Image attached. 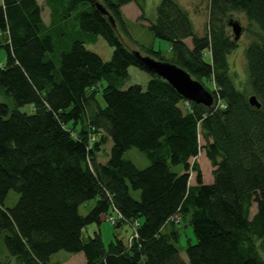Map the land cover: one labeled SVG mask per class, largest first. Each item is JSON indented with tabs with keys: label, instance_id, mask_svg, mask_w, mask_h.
<instances>
[{
	"label": "trees",
	"instance_id": "1",
	"mask_svg": "<svg viewBox=\"0 0 264 264\" xmlns=\"http://www.w3.org/2000/svg\"><path fill=\"white\" fill-rule=\"evenodd\" d=\"M42 1L47 25L36 0L0 2V88L13 105L0 103V240L8 255L19 264H57L49 259L59 250L82 253L85 264H264V0H208L203 35L175 0L157 3L148 30L167 41V61L203 86L202 80L213 83L208 107L186 102L123 43L120 7L135 2L142 10L144 0ZM229 12L257 27L244 50L249 95L228 73ZM96 36L111 48L108 60L85 47ZM144 54L165 60L159 51ZM130 66L147 73L144 86L122 88ZM24 105L32 112L18 110ZM198 132L213 167L210 183L201 181L196 163L188 164L199 151ZM107 140L100 163L96 154ZM131 147L146 166L122 157ZM176 165L180 172L171 169ZM10 190L17 199L6 208ZM91 199L80 215L78 207ZM109 210L116 228L137 223L129 242L115 237L104 246L99 230L83 236ZM186 224L195 241L182 247L177 229Z\"/></svg>",
	"mask_w": 264,
	"mask_h": 264
},
{
	"label": "rangeland",
	"instance_id": "2",
	"mask_svg": "<svg viewBox=\"0 0 264 264\" xmlns=\"http://www.w3.org/2000/svg\"><path fill=\"white\" fill-rule=\"evenodd\" d=\"M41 5L43 19H47V10L43 5L42 0H37ZM160 0H144L142 5V10L139 9L138 5L135 2H130V4L120 7L122 12V19L124 21V29L117 27V32L121 37L123 43L130 49H137L144 54L146 49H152L154 51H159L163 61L170 59L172 53L169 49L167 41L155 38L151 32L148 30V24L153 22L155 19V8L157 3ZM187 13L192 25L195 34L203 35L205 32V24L207 18V8L208 0H175ZM225 25L227 32L233 39V33L229 25L230 22H236L240 26V33L236 40L234 41L233 48L226 55V62L228 66V73L233 82L234 87L237 90L244 92L245 94H250L249 84L247 80L246 72V61L244 56V50L246 46L253 39V35L257 33V27L254 24L248 23L245 16L239 12H229L225 17ZM2 39V38H1ZM1 41V40H0ZM3 41V40H2ZM187 46H190V39L187 38L184 40ZM85 47L98 54L102 60H108L111 54V48L105 43V41L100 36H96L94 40L90 43H85ZM5 52L3 48L0 47V65L4 62ZM128 78L124 81L122 88L127 87L130 84H140L144 86L149 76L146 72L139 70L136 67L130 66L128 68ZM204 86L208 91H212L213 83L210 80H202ZM104 84V82H102ZM101 86H98V92L96 97L101 100ZM0 103L5 104L8 108H12V100L10 96L4 94L0 88ZM19 111L26 113H31L33 108L31 105H24L18 108ZM198 144L199 151L194 158L188 160L189 166L193 163H196L200 175L201 181L203 183H210L212 181V170L210 162L207 160L205 151H204V139L201 134L198 132ZM110 147V142L107 140L104 145L101 146L100 150L96 154V160L100 163L105 162L106 153ZM124 159L130 160L137 168H143L148 164V161L144 154L138 149L131 147L127 149L122 156ZM171 169L174 171H181V166H171ZM195 172L188 170V181L189 185L194 183ZM132 197L138 198L137 192H130ZM17 199V194L10 190L7 193V196L3 202L6 208H10L14 205ZM94 203V200L91 199L84 204L78 207V213L84 215L90 210ZM255 212V205L252 204L249 208L248 218L252 216ZM108 214L115 216L111 210L108 211ZM186 221V220H184ZM140 222V220H138ZM188 223V222H187ZM183 222H181V225ZM165 227L163 228V230ZM96 230H99L101 241L104 246L108 245L114 238L121 239L124 243L128 242L129 237L133 233V226L131 223H123L119 227H114L108 220H104L99 224L92 223L86 228L83 229V236L92 235ZM166 230V229H165ZM179 238L178 245L184 247L186 242L189 241L193 243L194 236L191 230L190 225L178 227ZM180 256L183 257L181 251ZM0 261L7 264H19L16 259L6 252L2 240H0ZM50 262L57 264H85L82 253H69L64 250H59L51 254Z\"/></svg>",
	"mask_w": 264,
	"mask_h": 264
},
{
	"label": "water",
	"instance_id": "3",
	"mask_svg": "<svg viewBox=\"0 0 264 264\" xmlns=\"http://www.w3.org/2000/svg\"><path fill=\"white\" fill-rule=\"evenodd\" d=\"M93 5L99 13L107 16L111 26L115 28V23L105 8L98 2H93ZM229 25L233 33V39L236 40L241 28L236 22H230ZM132 55L146 71L166 81L183 99L207 107L212 104L211 93L199 81L191 78L189 73L181 67L169 61L154 59L148 55H141L136 50H132ZM248 103L255 108L260 106L253 95L248 97Z\"/></svg>",
	"mask_w": 264,
	"mask_h": 264
},
{
	"label": "crops",
	"instance_id": "4",
	"mask_svg": "<svg viewBox=\"0 0 264 264\" xmlns=\"http://www.w3.org/2000/svg\"><path fill=\"white\" fill-rule=\"evenodd\" d=\"M37 1V0H36ZM1 2V1H0ZM38 2V1H37ZM43 2V1H42ZM38 4H39V2H38ZM128 4H130V3H127V4H125V5H123V6H121V7H124V6H126V5H128ZM40 5V4H39ZM43 5H44V3H43ZM40 7H41V5H40ZM46 8V7H45ZM46 10H47V19L46 20H44L43 19V16H42V9H41V17H42V20H43V22H44V24H48V22H49V18H48V9L46 8ZM122 13V12H121Z\"/></svg>",
	"mask_w": 264,
	"mask_h": 264
},
{
	"label": "built area",
	"instance_id": "5",
	"mask_svg": "<svg viewBox=\"0 0 264 264\" xmlns=\"http://www.w3.org/2000/svg\"><path fill=\"white\" fill-rule=\"evenodd\" d=\"M111 221H112V219H111Z\"/></svg>",
	"mask_w": 264,
	"mask_h": 264
}]
</instances>
